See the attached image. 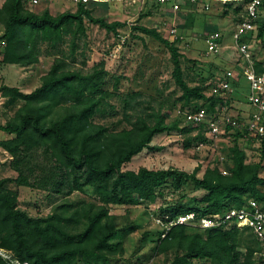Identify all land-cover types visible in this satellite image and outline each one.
Segmentation results:
<instances>
[{
    "label": "trees",
    "instance_id": "obj_1",
    "mask_svg": "<svg viewBox=\"0 0 264 264\" xmlns=\"http://www.w3.org/2000/svg\"><path fill=\"white\" fill-rule=\"evenodd\" d=\"M236 8L242 11L241 7ZM84 19L112 33L123 26L121 22L93 17L83 5H78L74 12L66 10L53 16L47 9L33 12L22 0H4L0 6L1 64H36L40 43L54 47L71 31L70 42L74 49L77 36L85 32ZM258 23H261V38L264 6ZM135 29L168 48L173 61V78L182 91L185 105L192 99L206 100L205 108L191 111L205 109L214 114L219 106H224V99L212 95L205 98L200 87L186 83L176 42L162 38L154 29ZM255 69L257 73L264 71V63L255 61ZM105 75L103 64L83 73L67 69L64 63L54 60L40 78L39 86L30 93L0 84V95L8 107L15 102L22 103L12 118L0 125L1 131L12 136L0 140V148L16 171L14 178H0V248L10 252L17 264H77V259L82 264H111L107 253L113 248L117 251L122 248L120 244L110 243L117 230L113 224L115 218L108 214V206L156 203L163 197L158 190L166 183L174 190L192 183L204 194L190 206H158L160 213L175 215L192 211L202 216L223 213L248 200L264 204V192L258 188L262 181L261 162L247 163L244 151L237 144L230 147L231 165L226 174L214 168L205 170L198 178V166L190 173L176 168L123 170V164L150 147L154 135L175 130L188 132V129H179L176 122L166 124L160 113L152 114V122L138 117L133 127L115 133L94 124L92 118L107 96L102 88ZM229 130L233 129L226 128ZM243 133L248 136L246 131ZM259 139L263 159L264 139ZM190 141L204 143L206 138L197 135ZM30 153H40L50 159L52 178L48 181L57 191L58 185L66 182L69 192L89 187L98 196L100 205L88 204L83 214L82 230L70 232V225L75 224L76 219L64 213L31 216L17 206L18 192L9 184L16 188H40L44 183L42 176L23 165ZM155 235L156 252L175 251L167 264H194V259L210 260L213 264H259L255 253L261 250V245L247 228L199 230L180 225L172 228L164 239L159 238L158 230ZM0 264L8 262L0 258Z\"/></svg>",
    "mask_w": 264,
    "mask_h": 264
},
{
    "label": "rangeland",
    "instance_id": "obj_2",
    "mask_svg": "<svg viewBox=\"0 0 264 264\" xmlns=\"http://www.w3.org/2000/svg\"><path fill=\"white\" fill-rule=\"evenodd\" d=\"M3 1L0 0V6ZM174 2L179 5L175 12L171 9ZM44 9L55 16L66 10L74 12L76 7L70 3L54 1L31 8L35 13ZM87 10L95 18H103L106 22H121L123 26L112 33L84 19L85 32L77 36L74 49L70 42L72 31L54 47L40 43L37 52L39 61L36 64L8 65L3 70L0 67V80H5L9 87H18L30 93L39 86L40 78L48 72L54 60L64 63L67 69L83 73L103 64L106 75L102 88L107 96L92 118L94 124L115 133L133 127L138 117L152 122V114L160 113L166 124L176 122L179 129H188V132L175 130L154 135L150 147L123 164V170L137 171L141 167L152 170L176 168L190 173L198 166V178L207 169L217 168L226 174L231 165L230 147L237 144L244 151L247 163L261 162L262 181L258 188L264 192L261 140L244 135L242 125L237 130H225L226 133L212 140L206 137L204 127H195L185 122V112L205 108L206 100L192 99L185 105L182 91L173 78V61L168 48L135 29H154L162 38L176 42L184 80L191 87H200L205 98H208L212 82L221 78L226 71L240 72L242 60L232 35L244 14L243 9L212 5L208 11H204L201 5L188 0H168L165 3L158 0H95L88 4ZM260 25L258 23L255 29L245 32L240 39L247 44L253 58L264 63V32L260 38ZM0 28L2 32L1 25ZM172 28L176 30L174 35H170ZM212 32L220 34L221 48L217 54H206L205 38ZM2 48L3 44L0 43V56ZM238 79L233 93L229 97L224 96L227 100H223V113L239 119L244 125L250 113L246 100L248 83L242 77ZM21 105V102H15L9 107L8 112L4 113L8 117L6 121L12 118ZM197 135H203L206 142L190 141ZM1 136H5L4 132ZM23 165L35 170L43 177L44 183L40 188H16L9 184L10 188L18 192L17 206L31 216L64 213L76 219V223L70 225V232L82 230V217L88 204L92 203L95 207L100 205L93 190L84 187L69 192V184L65 182L58 185L57 191L48 181L52 178L50 159L40 153L28 154ZM15 176L16 171L11 167L8 155L0 153V178ZM158 192L163 197L153 204L139 202L134 205L108 206V214L115 218L113 224L117 230L110 243L120 244L122 248L121 251L113 248V251L107 253L111 264H167L174 257L173 250L156 252L157 227L152 223L151 214L161 205L190 206L204 192L196 189L192 183L184 185L180 190H174L166 183ZM193 263L213 264L210 260L201 259H194ZM77 264H82L79 259Z\"/></svg>",
    "mask_w": 264,
    "mask_h": 264
},
{
    "label": "built area",
    "instance_id": "obj_3",
    "mask_svg": "<svg viewBox=\"0 0 264 264\" xmlns=\"http://www.w3.org/2000/svg\"><path fill=\"white\" fill-rule=\"evenodd\" d=\"M30 9L43 4H50L54 1L73 4L76 8L78 5L88 6L91 1L95 0H22ZM105 1V0H101ZM168 0H158L165 3ZM190 3L199 4L204 11H208L212 5H218L221 8L241 7L244 14L240 22L236 25L233 32L235 47L240 54V72L233 70L226 71L224 75L211 83L209 95L219 97H229L234 89V83L240 78H244L248 83V93L246 95L247 104L250 110L249 118L244 123L237 118L226 116L224 106H219L216 113H208L205 109L188 111L184 114V121L195 126H203L206 137L212 140L223 134L226 128L240 129L242 126L249 136L264 139V71L257 73L255 69V59L248 50V46L241 41V36L248 31L256 28L260 20L261 9L264 6V0H188ZM173 12L179 9L177 3L171 6ZM175 28L170 30V35H174ZM220 34L217 32L210 33L205 38L206 54H217L220 44ZM242 125V126H241ZM152 223L159 231V238L164 239L176 226H186L188 228L209 230L220 229L228 230L232 227L237 229L247 228L260 243L261 250L255 253V259L259 264H264V204H259L255 200H248L240 207H233L223 213H215L197 216L195 212H186L183 214L160 213L158 208L151 214ZM0 258L8 264H17L12 254L0 248ZM26 264V263H24Z\"/></svg>",
    "mask_w": 264,
    "mask_h": 264
},
{
    "label": "crops",
    "instance_id": "obj_4",
    "mask_svg": "<svg viewBox=\"0 0 264 264\" xmlns=\"http://www.w3.org/2000/svg\"><path fill=\"white\" fill-rule=\"evenodd\" d=\"M2 34V32H1V28H0V35ZM0 61H1V56H0ZM8 65H10V64H7V65H5V64H2L0 67H1V69L3 70V67H6V66H8ZM34 65V64H33ZM29 66H32V65H29ZM234 71V70H233ZM239 81V80H238ZM0 84H4V85H6L5 84V80H0ZM235 84V83H234ZM7 86V85H6ZM18 88V87H17ZM19 89V88H18ZM20 90V89H19ZM21 91V90H20ZM21 92H23V91H21ZM23 93H25V92H23ZM248 93V92H247ZM6 102V100H5V98H3V97H1V95H0V125H4L5 124V122H6V119L8 118L7 117V115H5L4 113H6V112H8V109H9V107L7 106V105H5L4 103ZM5 115V116H4ZM3 116V117H2ZM4 131H1L0 130V140H6V139H8V138H11L12 136L11 135H9L8 133H6V132H4V134H5V136L4 137H2L1 136V133H3ZM0 153H2V154H5V155H7L1 148H0Z\"/></svg>",
    "mask_w": 264,
    "mask_h": 264
}]
</instances>
